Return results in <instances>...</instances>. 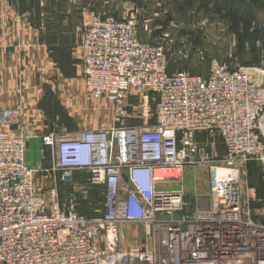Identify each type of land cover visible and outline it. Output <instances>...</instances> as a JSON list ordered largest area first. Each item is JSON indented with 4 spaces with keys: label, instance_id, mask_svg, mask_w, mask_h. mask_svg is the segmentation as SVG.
<instances>
[{
    "label": "built area",
    "instance_id": "2783aa9c",
    "mask_svg": "<svg viewBox=\"0 0 264 264\" xmlns=\"http://www.w3.org/2000/svg\"><path fill=\"white\" fill-rule=\"evenodd\" d=\"M83 46L86 91L110 104L114 123L40 135L51 165L34 169L22 110L0 111V264H264L258 199L240 180L247 162L264 165V86L251 69L211 58L204 76L169 74L160 45L111 17L91 19ZM200 133L218 137L221 156ZM188 166L206 168L205 196H186ZM39 174L67 190L62 202L38 188ZM76 174L102 193L92 217L79 213ZM134 230L138 243L125 244Z\"/></svg>",
    "mask_w": 264,
    "mask_h": 264
},
{
    "label": "rangeland",
    "instance_id": "374dc122",
    "mask_svg": "<svg viewBox=\"0 0 264 264\" xmlns=\"http://www.w3.org/2000/svg\"><path fill=\"white\" fill-rule=\"evenodd\" d=\"M65 3L64 6V1L61 0L60 15L64 13L71 15L70 30L73 34H78L79 38H83V41L86 27L90 24L88 22L95 16L133 21L140 39L163 48L170 71L188 70L204 76L208 67L207 62L211 58L227 60L235 67L256 66L249 69L264 71V6H256L242 0H65ZM40 28V32L47 34L49 39L50 30L56 26H50L48 29L42 25ZM66 28L68 29V26ZM54 62L56 65L52 67L53 72L50 66H48L50 71H47V66L43 65L38 67L39 72H36L35 76L36 85L50 83L41 89L44 97L42 96L41 103L36 104L35 108L39 109L46 119H38L35 110L30 116H25L22 122L26 128L28 124L32 125L37 120L41 121L40 125L44 123L48 126L45 130L31 131L38 139L44 134L78 130L75 127L76 123L79 124V128L89 129L87 125L91 110L99 104L101 109H109L107 101L93 98L86 91L84 84L83 100H75L71 84L66 88L64 84L67 77L74 75L73 72L76 73L75 70H78V77L82 78L81 68L71 65L67 67V61L61 55H58L57 59L54 58ZM42 86L43 84L40 87ZM54 91L64 105H59L56 101ZM29 92L28 88L22 89V95H28ZM131 105H134L135 111L129 112V120L132 124H139L140 121L135 115L138 113V104L131 102ZM27 108H31L30 103ZM57 115L61 118H56ZM114 119L111 114L109 126L113 125ZM53 122L56 125L54 128ZM61 125L65 128L62 129ZM197 142L200 145H207L215 156L222 155V147L217 136L200 133L197 135ZM49 155L45 149L44 161ZM48 159L51 160V155ZM86 178L85 174L76 175L75 191L81 212L90 217L94 215L93 210L98 208L102 193L99 190H89ZM240 180L243 187H252L257 192L258 203L250 206L251 217L254 221L264 224V165L257 161L247 162L241 170ZM37 186L44 193L50 188L56 189L60 194L59 201L64 200L67 190L55 182H50L42 174L37 177ZM183 187L186 196L191 199L205 196L208 191L206 168L185 167ZM179 188L173 186L171 189ZM136 233V230L132 234L129 233L125 244L138 243L134 240L139 235Z\"/></svg>",
    "mask_w": 264,
    "mask_h": 264
},
{
    "label": "crops",
    "instance_id": "0c3cea01",
    "mask_svg": "<svg viewBox=\"0 0 264 264\" xmlns=\"http://www.w3.org/2000/svg\"><path fill=\"white\" fill-rule=\"evenodd\" d=\"M63 1L65 6V0ZM60 4L61 0H0V111L19 108L22 112L24 110L23 119L25 116H30L36 110V104L42 101L43 91L41 92V89L50 85L49 82L36 85L35 76L36 72H39L38 67L44 65L47 66V71H50L48 67L50 66L53 72L52 67L56 65L54 58L57 59L58 55L67 61V67L68 65L75 68L80 67L82 74L84 41L70 30L71 15L67 13L60 15ZM42 25L47 26L48 29L50 26H56L50 30L49 39L47 34L40 32ZM75 71L74 75L67 77L64 87L71 84V91L74 92L73 98L82 101L84 81L83 78L78 77V70ZM42 84L43 86L40 87ZM23 88L30 89V94L22 95ZM55 93L56 96L53 95L56 101L59 105H64L57 92ZM27 103H30L31 108H27ZM106 103L109 109H101L100 104H95L96 108L94 107L89 113L90 119L87 125L89 129L98 130L109 126L111 108L110 104ZM36 112L38 119H46L39 109ZM59 117L61 118L60 115L56 116L58 119ZM40 124L41 121L37 120L32 125L28 124L26 128L22 123V128L30 134H33L32 130L48 129L46 124ZM52 125L53 128L56 127L54 122ZM60 127L65 128L63 125ZM75 127L82 129L79 128L78 123ZM5 129L6 126L0 123V131ZM35 137L33 134L26 143L25 163L29 168H48L51 165V160L48 159L50 151L43 147L40 138ZM44 148L47 149L49 155L46 161L43 158Z\"/></svg>",
    "mask_w": 264,
    "mask_h": 264
},
{
    "label": "trees",
    "instance_id": "16d2710c",
    "mask_svg": "<svg viewBox=\"0 0 264 264\" xmlns=\"http://www.w3.org/2000/svg\"><path fill=\"white\" fill-rule=\"evenodd\" d=\"M242 1H244V2H248V3H253V4H255L256 6H258V5H261V6H264V0H242ZM166 55V54H165ZM224 61H227V60H224ZM209 62V61H208ZM208 62H207V65H208ZM228 63H230L229 61H227ZM231 64V66L232 67H235L232 63H230ZM257 64V62L255 63V65ZM241 67V66H240ZM245 66H242V68H244ZM251 67H256V66H249V68H251ZM208 68V67H207ZM246 68V67H245ZM167 70H168V73L169 74H173V73H175V72H179V71H186V72H189V73H191V74H194V73H192L191 71H188V70H175L174 72L173 71H170L169 70V64H168V59H167ZM207 72V71H206ZM196 75H199V74H196ZM76 175H78V174H76ZM76 175H75V179H76ZM256 192V191H255ZM256 195H257V192H256ZM101 203H102V195H101V202H100V204H99V206H98V208H96V209H101ZM79 213L80 214H82L83 216H85V217H88V216H86V215H84L82 212H81V208H80V206H79ZM94 211V210H93ZM94 216V215H93ZM90 217H92V216H90ZM257 222V221H256Z\"/></svg>",
    "mask_w": 264,
    "mask_h": 264
},
{
    "label": "bare ground",
    "instance_id": "6f19581e",
    "mask_svg": "<svg viewBox=\"0 0 264 264\" xmlns=\"http://www.w3.org/2000/svg\"><path fill=\"white\" fill-rule=\"evenodd\" d=\"M247 73H249L255 84L264 86V71L262 69L248 70ZM261 128L262 133L264 134V119L262 121Z\"/></svg>",
    "mask_w": 264,
    "mask_h": 264
}]
</instances>
